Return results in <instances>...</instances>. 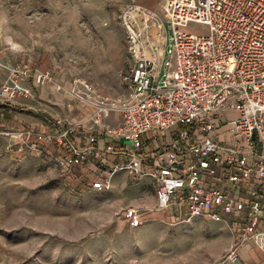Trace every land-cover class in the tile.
<instances>
[{
  "label": "built area",
  "instance_id": "obj_1",
  "mask_svg": "<svg viewBox=\"0 0 264 264\" xmlns=\"http://www.w3.org/2000/svg\"><path fill=\"white\" fill-rule=\"evenodd\" d=\"M162 14L130 5L118 16L127 64L120 99L95 100L84 81L64 89L51 72L0 55V102L35 101L36 89L53 85L90 104L84 138L60 122L17 136L31 148L54 143L62 172L95 160L94 191L109 190L112 175L123 171L131 181L152 182L149 211L226 226L232 243L222 264H235L244 244L264 256V0H163ZM2 47L0 38V54ZM99 137L108 144L99 147ZM121 214L131 229L144 222L135 208Z\"/></svg>",
  "mask_w": 264,
  "mask_h": 264
},
{
  "label": "rangeland",
  "instance_id": "obj_2",
  "mask_svg": "<svg viewBox=\"0 0 264 264\" xmlns=\"http://www.w3.org/2000/svg\"><path fill=\"white\" fill-rule=\"evenodd\" d=\"M130 5L163 18V0H0L1 58L51 71L64 89L84 81L95 100H118L127 65L118 16ZM47 86L59 100H40L35 111L0 103V264H222L232 243L228 228L204 219L187 222L174 210L149 211L155 204L150 179L131 181L117 171L109 190L97 192L80 169L67 173L55 166L54 143L31 148L18 138L22 129L40 124L57 128L60 122L78 131L82 123L92 126L93 106ZM65 102L81 106L89 118L73 121L75 107ZM130 207L144 219L139 228L122 217Z\"/></svg>",
  "mask_w": 264,
  "mask_h": 264
},
{
  "label": "crops",
  "instance_id": "obj_3",
  "mask_svg": "<svg viewBox=\"0 0 264 264\" xmlns=\"http://www.w3.org/2000/svg\"><path fill=\"white\" fill-rule=\"evenodd\" d=\"M145 7V6H144ZM148 8V7H146ZM2 59V58H1ZM7 62V61H5ZM51 72V71H50ZM36 93V100L35 101H28L25 99H21L16 101L12 105H7V107L10 108H16V110H19L20 112H29V111H35L38 105L41 104L40 100H50L51 103H55V100H59L58 97H56L52 91V88L49 86H43L41 88H38L35 90ZM69 99L73 100L72 98L68 97ZM1 103V102H0ZM74 103V102H73ZM3 104V103H1ZM63 105L67 108L75 107L74 112L70 114L71 119L73 121L78 120L80 122H85L89 118V114L85 113V110L81 106L72 105L71 102H65ZM75 115V116H74ZM229 116H234L233 114H230ZM119 121V116L116 114H110L107 116V122L110 125H114ZM81 130H77L76 136L79 138H84L87 134L91 132L89 127V124L82 123ZM40 128L47 127V128H54L53 125L50 124H43L39 125ZM108 139L106 138H98L97 145L99 147H104L108 144ZM78 147H80L79 144H77ZM96 161L93 159H90L88 163H86L82 168L80 169V172H82V177H84L89 182H94L98 179L97 172L95 171V165ZM147 170V168H146ZM152 183V182H151ZM153 187V186H152ZM154 192V191H153ZM154 194V193H153ZM264 262V256L258 253L256 250H254L249 244H244L239 248L238 251V260L235 264H263Z\"/></svg>",
  "mask_w": 264,
  "mask_h": 264
}]
</instances>
